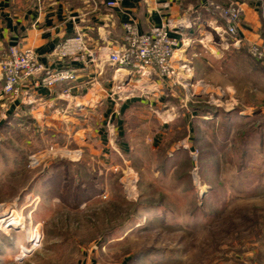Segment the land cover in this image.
I'll list each match as a JSON object with an SVG mask.
<instances>
[{
    "label": "rangeland",
    "instance_id": "1",
    "mask_svg": "<svg viewBox=\"0 0 264 264\" xmlns=\"http://www.w3.org/2000/svg\"><path fill=\"white\" fill-rule=\"evenodd\" d=\"M218 31L241 51L222 77L139 72L99 107L0 106V264H264V63Z\"/></svg>",
    "mask_w": 264,
    "mask_h": 264
},
{
    "label": "crops",
    "instance_id": "2",
    "mask_svg": "<svg viewBox=\"0 0 264 264\" xmlns=\"http://www.w3.org/2000/svg\"><path fill=\"white\" fill-rule=\"evenodd\" d=\"M110 1L117 4L109 6ZM213 1L231 0H0V59L12 45L31 47L46 67L69 70L75 76L52 87L34 88L25 84L15 97L4 93L0 72V106L6 105L3 108L9 116L27 109L36 114L47 113L46 108L51 107L58 113H66L72 108L105 105L112 86L126 83L135 74L109 61L110 53L123 42L124 24L132 19L142 33L167 27L171 36L179 39L173 65L181 79H213L222 77L223 70L231 73L232 67L240 62L241 51L216 37L220 36L218 30L224 23L207 11L208 3ZM236 1L243 9L241 41L264 44V14L259 11L262 3ZM215 19H220V24ZM77 34L84 35L93 58L60 59L53 54L60 42ZM140 74L143 82L152 84L151 79H155L154 87L162 85L154 69ZM106 111L111 112V107Z\"/></svg>",
    "mask_w": 264,
    "mask_h": 264
},
{
    "label": "built area",
    "instance_id": "3",
    "mask_svg": "<svg viewBox=\"0 0 264 264\" xmlns=\"http://www.w3.org/2000/svg\"><path fill=\"white\" fill-rule=\"evenodd\" d=\"M116 4V1L108 2L109 6ZM206 9L222 19L228 35L238 36L243 21V9L238 1L227 4L209 2ZM124 30L120 47L110 53L109 61L113 65L133 73L154 69L161 79L168 81L174 79L177 72L173 65V57L180 47V41L171 36L167 27H157L149 33H142L137 21L132 19L124 24ZM53 54L60 59L86 61L94 53L84 35L77 34L60 42ZM249 55L256 61L264 63V44L249 42ZM0 72L4 81V93L15 97L21 94L25 84H30L34 88L52 87L75 77L72 71L46 67L33 48L19 45H12L8 53L0 59Z\"/></svg>",
    "mask_w": 264,
    "mask_h": 264
},
{
    "label": "trees",
    "instance_id": "4",
    "mask_svg": "<svg viewBox=\"0 0 264 264\" xmlns=\"http://www.w3.org/2000/svg\"><path fill=\"white\" fill-rule=\"evenodd\" d=\"M263 23H264V21H263ZM195 108H198L197 110H203L202 112H205L206 114L207 113H210V114H212V113H214L216 110H217V108L216 107H211V106H204L203 107V109H201L200 107H195Z\"/></svg>",
    "mask_w": 264,
    "mask_h": 264
},
{
    "label": "bare ground",
    "instance_id": "5",
    "mask_svg": "<svg viewBox=\"0 0 264 264\" xmlns=\"http://www.w3.org/2000/svg\"><path fill=\"white\" fill-rule=\"evenodd\" d=\"M13 215V214H12ZM7 216H9V215H5L4 214V216H2L1 218H0V223H2L6 218H7ZM8 224V223H7Z\"/></svg>",
    "mask_w": 264,
    "mask_h": 264
}]
</instances>
